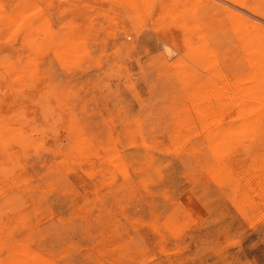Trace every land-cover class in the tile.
Returning a JSON list of instances; mask_svg holds the SVG:
<instances>
[{
    "label": "rangeland",
    "instance_id": "374dc122",
    "mask_svg": "<svg viewBox=\"0 0 264 264\" xmlns=\"http://www.w3.org/2000/svg\"><path fill=\"white\" fill-rule=\"evenodd\" d=\"M0 264H264V0H0Z\"/></svg>",
    "mask_w": 264,
    "mask_h": 264
}]
</instances>
